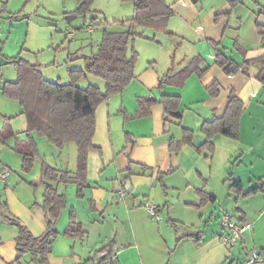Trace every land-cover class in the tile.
Returning <instances> with one entry per match:
<instances>
[{"label":"crops","instance_id":"0c3cea01","mask_svg":"<svg viewBox=\"0 0 264 264\" xmlns=\"http://www.w3.org/2000/svg\"><path fill=\"white\" fill-rule=\"evenodd\" d=\"M185 5L187 1L181 0L177 14L187 11ZM217 34L214 28L200 33L193 41L192 59H203L199 52L204 47L200 45L210 43L217 54L224 53L239 65L236 73L227 74L210 52L213 62H203L202 67L209 66L203 76L194 73L183 85L159 88L160 77L171 66L166 71L151 68L135 72L136 77L121 93L97 107L93 136L97 149L89 154V186L79 197L74 182L57 184L67 197V206L56 223L60 235L49 254L50 264H82L112 239L118 264H243L249 251L264 248V191L238 194L226 180L231 172L233 179L242 181L245 191L259 179L264 182V85L257 77L258 67L244 64L246 59L264 54V46L255 23L249 33L239 34L242 43H235L238 53L220 49L226 36ZM230 35L238 37L237 33ZM188 63L179 62L176 71ZM214 81L219 93L212 96L207 88ZM231 92L244 102L239 138L216 134L213 149H200L207 140L203 123L223 115ZM150 94L157 99L179 95L180 117L165 119L161 103L154 104L148 115L132 117L139 108V98ZM5 117L12 118V135L5 142L0 140V170L9 168L12 174L0 180V202L39 236L46 229V211L41 206L45 191L42 170L51 166L75 177L78 147L75 142L57 147L32 131L39 158L30 172H23L22 156L12 147L16 138H27V118L19 102L0 98V130ZM183 128L192 132V143H183L174 153L169 140H181ZM128 180L130 193L125 190ZM147 203L159 205L160 220L149 215ZM72 209L84 232L75 239L64 235ZM224 214L237 224L250 223L235 246L222 241L227 233L221 222ZM17 235L15 225L0 220V264H32L29 254L15 262ZM102 264L114 263L105 260Z\"/></svg>","mask_w":264,"mask_h":264},{"label":"trees","instance_id":"16d2710c","mask_svg":"<svg viewBox=\"0 0 264 264\" xmlns=\"http://www.w3.org/2000/svg\"><path fill=\"white\" fill-rule=\"evenodd\" d=\"M78 8L76 13L85 14L90 11L94 0H76ZM135 15L126 22H120L115 27H105L103 39L98 51L86 59L84 69L69 71L70 82L61 83L47 80L36 64H32L20 57H14L10 62L14 63L18 70L16 81H7L2 87V93L8 99L18 101L23 108L28 123V135L26 139L16 138L13 150L22 156L21 169L30 172L35 161L39 158V152L34 138L30 132L36 131L41 136L62 147L66 142H75L78 147V172L72 177L66 170H59L51 166H44L41 180L45 184L42 207L46 211V229L35 236L17 216L8 211L6 203L0 202V220L15 225L18 229L16 237V250L18 256L15 260L20 263L25 255L31 256L32 264H50L49 254L52 252L54 240L60 235L56 223L62 210L67 206L65 193L58 190L57 184L74 182L77 185V195L83 196V190L89 186L88 162L89 154L97 149L93 144V136L96 127V109L112 95L121 93L136 77L135 67L137 53H129L130 41L134 38L136 24L164 27L168 24L174 11L165 0H134ZM260 16H264V5ZM163 28V29H164ZM257 29L264 46V23L257 22ZM2 49L0 47V53ZM215 63L227 74L236 73L239 65L224 53H218ZM255 64L258 67L257 77L264 85V54L255 58L246 59L244 64ZM203 59L196 56L181 70L176 71L174 59L168 72L160 77L158 87L165 84L184 81L192 74L203 76L209 69L202 67ZM95 75L105 81L103 91L96 85L81 87L77 80L82 76ZM210 95L219 93L218 82L214 81L208 86ZM139 108L132 117H142L150 113L151 107L161 103L164 107L166 118L168 116L180 117L177 110L181 103L179 95H161L157 99L154 95H146L139 98ZM244 111V102L234 93L229 95L225 112L220 117L207 120L202 125V132L207 140L200 147L213 149L212 138L216 134H222L229 138L238 139L240 135V119ZM11 117H5V123L0 130V140L5 142L12 135L10 127ZM192 132L183 128V138L169 140L170 151L176 153L183 143H192ZM230 188L238 194L264 191V182L259 179L257 185L245 191L242 181L232 178L231 172L227 179ZM31 185L36 186L35 183ZM160 208V207H159ZM69 238L83 237L84 232L77 222L76 212L71 210L69 225L64 231ZM115 239L108 241L89 259L93 264H102L110 260L118 264L115 252ZM264 255V248L260 251ZM105 254V257L102 255Z\"/></svg>","mask_w":264,"mask_h":264},{"label":"rangeland","instance_id":"374dc122","mask_svg":"<svg viewBox=\"0 0 264 264\" xmlns=\"http://www.w3.org/2000/svg\"><path fill=\"white\" fill-rule=\"evenodd\" d=\"M186 1L187 11L177 14L181 0H167L175 11L166 28L136 24L129 45V53H137L136 73L166 71L173 59L175 65L190 61L194 39L213 28L220 38L226 36L219 48L238 53L236 40L241 44L242 33H249L253 23L264 22L259 15L264 0ZM77 8L76 0H0V98H10L2 93L5 82L18 79L12 58L36 64L47 80L69 83V71L84 69L87 57L98 51L104 28L128 23L135 15L134 0H94L85 14L76 13ZM68 15L77 16L69 21ZM231 32L241 36L234 38ZM200 47L203 62L212 64L209 54L217 55V49L203 42ZM77 84L105 90L104 79L91 74Z\"/></svg>","mask_w":264,"mask_h":264},{"label":"built area","instance_id":"2783aa9c","mask_svg":"<svg viewBox=\"0 0 264 264\" xmlns=\"http://www.w3.org/2000/svg\"><path fill=\"white\" fill-rule=\"evenodd\" d=\"M92 32V27L89 28ZM11 175V170L9 168H4L0 170V180H7ZM146 209L149 215L156 220H160V214L158 212L159 205L155 203H147ZM222 226L227 231V233L222 235V241L224 244L228 246H235L241 240L245 233L246 228H250V223L244 222L241 224H237L233 222L227 214H224L222 217ZM82 264H93L91 261H85ZM243 264H264V255L258 251L251 250L248 252L247 258L245 259Z\"/></svg>","mask_w":264,"mask_h":264},{"label":"water","instance_id":"95a60500","mask_svg":"<svg viewBox=\"0 0 264 264\" xmlns=\"http://www.w3.org/2000/svg\"><path fill=\"white\" fill-rule=\"evenodd\" d=\"M77 15H68L67 16V19L69 21L73 20L74 18H76ZM125 190L130 193L132 191V185H131V182L128 180L127 181V184H126V187H125Z\"/></svg>","mask_w":264,"mask_h":264}]
</instances>
